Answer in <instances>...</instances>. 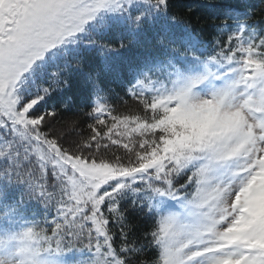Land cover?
Segmentation results:
<instances>
[{"label": "snow or ice", "instance_id": "snow-or-ice-1", "mask_svg": "<svg viewBox=\"0 0 264 264\" xmlns=\"http://www.w3.org/2000/svg\"><path fill=\"white\" fill-rule=\"evenodd\" d=\"M0 264H264V0H0Z\"/></svg>", "mask_w": 264, "mask_h": 264}, {"label": "trees", "instance_id": "trees-1", "mask_svg": "<svg viewBox=\"0 0 264 264\" xmlns=\"http://www.w3.org/2000/svg\"><path fill=\"white\" fill-rule=\"evenodd\" d=\"M250 2H252V3H258L259 0H250Z\"/></svg>", "mask_w": 264, "mask_h": 264}]
</instances>
